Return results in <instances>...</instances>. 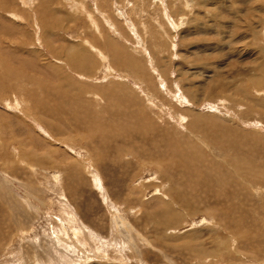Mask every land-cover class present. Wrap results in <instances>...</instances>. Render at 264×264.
<instances>
[{
  "label": "rangeland",
  "instance_id": "1",
  "mask_svg": "<svg viewBox=\"0 0 264 264\" xmlns=\"http://www.w3.org/2000/svg\"><path fill=\"white\" fill-rule=\"evenodd\" d=\"M62 257L264 264V0H0V264Z\"/></svg>",
  "mask_w": 264,
  "mask_h": 264
},
{
  "label": "bare ground",
  "instance_id": "2",
  "mask_svg": "<svg viewBox=\"0 0 264 264\" xmlns=\"http://www.w3.org/2000/svg\"><path fill=\"white\" fill-rule=\"evenodd\" d=\"M188 4V3H187ZM161 5V4H160ZM35 38V37H34ZM74 57V56H73ZM14 75V74H13ZM184 97V96H183ZM185 98V97H184ZM183 100H185V99H183ZM263 101V100H262ZM181 102V101H180ZM181 118H183V117H181ZM183 120V119H182ZM258 123V122H257ZM40 128V127H39ZM18 150V149H17ZM125 153V152H124ZM188 160V159H187ZM186 162V161H185ZM188 162H189V160H188ZM187 163V162H186ZM188 164V163H187ZM186 164V165H187ZM214 176V175H213ZM92 178H93V182H94V184L96 183L98 186H99V190L101 191V184H100V182H99V180H98V178H97V176L95 175V174H92ZM253 179V178H252ZM54 180L57 182V179H56V176L54 177ZM207 180V179H206ZM52 185V184H51ZM105 191V190H104ZM164 195V194H163ZM28 196V195H27ZM159 196V195H158ZM157 196V197H158ZM162 200V199H161ZM62 201V200H61ZM52 202V201H51ZM164 202H165V200H164ZM61 204V203H60ZM65 204V203H64ZM167 204V203H166ZM20 206V205H19ZM66 206V205H65ZM63 209V208H62ZM117 210V209H116ZM62 212H63V210H62ZM165 213H169V214H171L170 212H165ZM64 218H65V221H67L68 222V224L72 227V232H73V235H74V237L75 236H78V235H83V237H85V238H88V240L90 241V242H93L94 243V241H96V237H94V236H92V238H90L91 237V232L90 231H87V232H84L80 227H75L74 226V224H75V222H76V219H75V215L72 213V212H70L69 210L67 211V210H65L64 209ZM173 215L174 214H176V215H178V213L177 212H175V213H172ZM175 216V215H174ZM177 217H179V215L178 216H176V218ZM63 219V218H62ZM61 219V220H62ZM64 221V220H63ZM79 224V223H78ZM77 225V224H76ZM65 226H66V224H65ZM83 227V226H82ZM161 227H165V225L163 224V225H161ZM70 228V227H69ZM170 229V230H169ZM173 228H168L167 230H169V231H171ZM176 229V228H175ZM61 230V229H60ZM212 230V229H211ZM68 230L67 229H65V227H63L62 228V232H63V234H66V235H68V232H67ZM173 231V230H172ZM209 231H210V229H209ZM191 232H192V230H191ZM173 233V232H172ZM171 233V234H172ZM72 234V233H71ZM62 235V234H61ZM69 236H70V234H69ZM178 235H176V237H177ZM80 238V237H79ZM78 237H77V240H76V243H71L70 241H68L67 242V240H69V239H67V240H65L62 236H57V241L60 243L61 241H63V242H65L66 244V246H67V250H69V251H75V250H78L79 251V249H81L80 247L82 246V245H85L86 244V242L85 241H79L80 239H79ZM76 239V238H75ZM79 239V240H78ZM116 240V239H115ZM114 240V243H112L111 242V244L110 245H108V244H105V243H102L101 241V244L99 243V246L97 247V250L98 251H102L103 252V254L104 253H106V247L105 246H110L111 248H114L120 255H122V251H121V247L120 248H117V246H121V245H119V243L118 242H116ZM58 242H57V244H58ZM72 244V245H71ZM81 244V245H80ZM98 244V243H97ZM116 244H118L117 246H116ZM216 245L217 246H219V244L218 243H216ZM91 246V245H90ZM89 246V247H90ZM86 247V246H85ZM66 248V247H65ZM109 249V248H108ZM77 251V252H78ZM115 251V252H116ZM84 254V253H83ZM87 254V253H86ZM63 255V254H62ZM66 256V255H65ZM79 256V255H78ZM67 257V256H66ZM98 257V256H97ZM68 258V257H67ZM81 258V257H80ZM206 258V257H205ZM126 259V258H125ZM15 260V259H14ZM86 260V259H85ZM84 260V261H85ZM83 261V260H82ZM235 261V260H234ZM65 262V258L64 257H62V259H60L58 262H55L54 260H50L49 262H47V263H45V264H62V263H64ZM70 264L72 263V264H79V262L78 261H76V260H74V259H72V261H70L69 262Z\"/></svg>",
  "mask_w": 264,
  "mask_h": 264
}]
</instances>
